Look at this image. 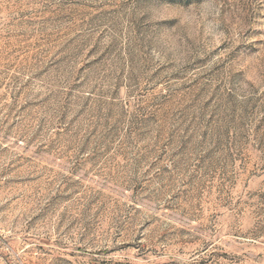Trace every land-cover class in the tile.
<instances>
[{
  "label": "rangeland",
  "instance_id": "1",
  "mask_svg": "<svg viewBox=\"0 0 264 264\" xmlns=\"http://www.w3.org/2000/svg\"><path fill=\"white\" fill-rule=\"evenodd\" d=\"M0 264H264V0H0Z\"/></svg>",
  "mask_w": 264,
  "mask_h": 264
}]
</instances>
